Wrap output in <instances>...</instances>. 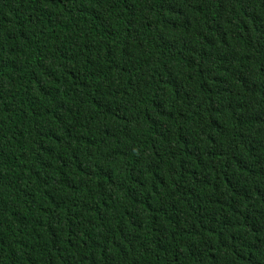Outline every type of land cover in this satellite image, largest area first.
<instances>
[{
  "label": "trees",
  "instance_id": "1",
  "mask_svg": "<svg viewBox=\"0 0 264 264\" xmlns=\"http://www.w3.org/2000/svg\"><path fill=\"white\" fill-rule=\"evenodd\" d=\"M0 264H264V0H0Z\"/></svg>",
  "mask_w": 264,
  "mask_h": 264
}]
</instances>
